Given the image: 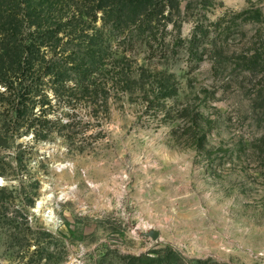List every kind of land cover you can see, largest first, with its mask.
Here are the masks:
<instances>
[{"label":"rangeland","instance_id":"rangeland-1","mask_svg":"<svg viewBox=\"0 0 264 264\" xmlns=\"http://www.w3.org/2000/svg\"><path fill=\"white\" fill-rule=\"evenodd\" d=\"M157 25L120 43L128 87L0 148V264H264V0Z\"/></svg>","mask_w":264,"mask_h":264},{"label":"trees","instance_id":"trees-1","mask_svg":"<svg viewBox=\"0 0 264 264\" xmlns=\"http://www.w3.org/2000/svg\"><path fill=\"white\" fill-rule=\"evenodd\" d=\"M165 1L0 0V148L60 107L94 111L111 86L128 87L131 53L120 43L157 38Z\"/></svg>","mask_w":264,"mask_h":264}]
</instances>
